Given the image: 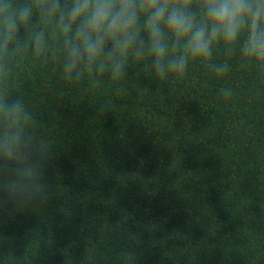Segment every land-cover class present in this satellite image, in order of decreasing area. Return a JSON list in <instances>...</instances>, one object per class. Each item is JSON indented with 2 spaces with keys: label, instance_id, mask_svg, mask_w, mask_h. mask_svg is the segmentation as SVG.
<instances>
[{
  "label": "trees",
  "instance_id": "16d2710c",
  "mask_svg": "<svg viewBox=\"0 0 264 264\" xmlns=\"http://www.w3.org/2000/svg\"><path fill=\"white\" fill-rule=\"evenodd\" d=\"M229 64L160 81L132 59L123 88L81 94L51 53L26 60L49 197L0 204V264H264V80Z\"/></svg>",
  "mask_w": 264,
  "mask_h": 264
},
{
  "label": "clouds",
  "instance_id": "9594fccd",
  "mask_svg": "<svg viewBox=\"0 0 264 264\" xmlns=\"http://www.w3.org/2000/svg\"><path fill=\"white\" fill-rule=\"evenodd\" d=\"M49 53L81 94L105 82L123 88L132 59L160 81L194 64L224 77L233 58L264 80V0H0V204L15 210L49 197L42 171L54 142L21 84L22 64Z\"/></svg>",
  "mask_w": 264,
  "mask_h": 264
}]
</instances>
